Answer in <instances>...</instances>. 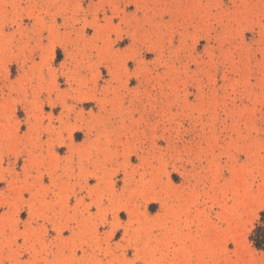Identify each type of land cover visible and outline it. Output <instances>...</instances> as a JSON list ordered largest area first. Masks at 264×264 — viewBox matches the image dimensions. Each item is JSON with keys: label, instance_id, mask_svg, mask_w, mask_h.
Masks as SVG:
<instances>
[{"label": "rangeland", "instance_id": "374dc122", "mask_svg": "<svg viewBox=\"0 0 264 264\" xmlns=\"http://www.w3.org/2000/svg\"><path fill=\"white\" fill-rule=\"evenodd\" d=\"M258 226L264 0H0V264H264Z\"/></svg>", "mask_w": 264, "mask_h": 264}, {"label": "snow or ice", "instance_id": "6c2138e0", "mask_svg": "<svg viewBox=\"0 0 264 264\" xmlns=\"http://www.w3.org/2000/svg\"><path fill=\"white\" fill-rule=\"evenodd\" d=\"M126 59L135 60L136 57L130 55V56H127ZM62 131H64V129H62ZM117 171L119 172L122 170L117 169ZM98 188H99L98 192L93 191V192L87 194V195H89V198H90L89 199L90 213H94V214H98V215L103 214L106 217H108V213H102V208L107 206V207H109V210L111 211L110 204H111L112 199H114V197L112 196V191H113L112 185L110 183H101V184H99ZM230 190H239L241 193L244 192V188L242 185L240 186L239 189H236L233 186ZM81 194L83 195L84 193H81ZM117 194H120V193L117 191ZM231 202H232V196L226 195L225 199H224V203L229 205V207H230ZM218 210H220V209H218ZM86 211H88V210H86ZM116 211H119V209H116ZM98 222L99 223H106L107 219L101 220ZM218 223H219L221 229H225L228 226L226 221H218ZM116 228L123 230L124 225L117 223Z\"/></svg>", "mask_w": 264, "mask_h": 264}, {"label": "trees", "instance_id": "16d2710c", "mask_svg": "<svg viewBox=\"0 0 264 264\" xmlns=\"http://www.w3.org/2000/svg\"><path fill=\"white\" fill-rule=\"evenodd\" d=\"M255 233L256 235H253L252 240L257 247L264 248V227L258 226Z\"/></svg>", "mask_w": 264, "mask_h": 264}]
</instances>
